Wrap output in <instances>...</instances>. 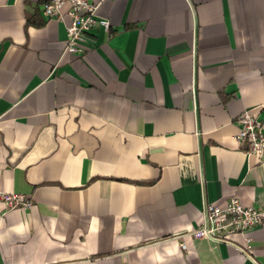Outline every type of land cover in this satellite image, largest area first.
I'll return each mask as SVG.
<instances>
[{
  "label": "crops",
  "instance_id": "obj_1",
  "mask_svg": "<svg viewBox=\"0 0 264 264\" xmlns=\"http://www.w3.org/2000/svg\"><path fill=\"white\" fill-rule=\"evenodd\" d=\"M46 1L0 0V264H264V223L193 233L205 202L264 204L235 137L264 120V0H102L81 54Z\"/></svg>",
  "mask_w": 264,
  "mask_h": 264
},
{
  "label": "built area",
  "instance_id": "obj_2",
  "mask_svg": "<svg viewBox=\"0 0 264 264\" xmlns=\"http://www.w3.org/2000/svg\"><path fill=\"white\" fill-rule=\"evenodd\" d=\"M102 0H48L43 4V11L48 17L64 19L70 17L66 25L65 52L81 54L94 42L90 36L98 29L109 31L111 22L98 14ZM66 8V10H65ZM239 132L235 136L249 155H264V120L251 110H245L238 118ZM1 198L8 208L30 207L32 201L25 194L2 192ZM203 222L193 231L213 240H228L232 233L245 234L255 226L264 223V204L245 205L233 196L225 205L205 202L202 209ZM252 240L251 236L246 237ZM187 248L185 242L181 243Z\"/></svg>",
  "mask_w": 264,
  "mask_h": 264
}]
</instances>
